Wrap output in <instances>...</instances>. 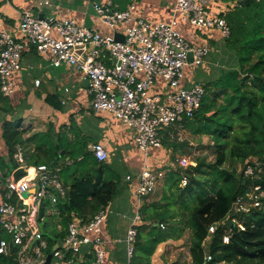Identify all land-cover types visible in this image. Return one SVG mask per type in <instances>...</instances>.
<instances>
[{
    "label": "built area",
    "instance_id": "built-area-1",
    "mask_svg": "<svg viewBox=\"0 0 264 264\" xmlns=\"http://www.w3.org/2000/svg\"><path fill=\"white\" fill-rule=\"evenodd\" d=\"M246 1L231 0L229 11ZM212 2L176 0L175 12L203 34L217 30L223 39L229 38L231 28L222 14H213ZM48 4L44 1L39 6ZM93 8L101 22L114 32L112 35H103L75 19H40L31 10L24 9L20 12L18 27L24 40H19L0 15V92L5 98L15 93L14 76L22 67L23 52L26 47H33L40 55L48 56L54 67L63 64L75 67L88 82L92 109L109 113L133 131L134 142L145 156V163L132 190L137 208L126 238L131 264L141 210L156 194L159 182L167 173L152 168L148 157L154 149L164 147V132L175 139V129L183 128V121L192 120L200 110L206 93L204 84L186 87L184 80L190 66L205 64L211 46L190 42L180 31L176 18L152 23L136 17L133 4L122 10L110 0L93 2ZM116 33H121L124 41H117ZM190 55L192 63L189 62ZM90 152L98 162L107 163L109 154L104 144H93ZM15 160L19 170L26 172L21 179H16L14 172L5 176L0 171V225L8 235V238L0 239V256L14 264H46L49 255H52L49 264H107L106 247L111 240L106 236L104 225L109 209H100L88 220L72 214L66 227L61 223L58 225L57 231L63 236L52 247L41 225L49 217L60 215L57 205L67 197L61 169L46 164L27 165L20 147L16 149ZM176 163L183 169L196 165L188 156L178 158ZM258 170L262 171V168ZM245 173L253 176L255 169L249 167ZM183 183L185 186L187 180ZM14 199L15 203L12 202ZM42 207H45V214L39 222ZM252 207H263L259 197L249 193L248 199L239 198L231 215L212 226L210 233L229 221L233 227L237 225L245 230L238 215L249 212ZM211 260L212 257L207 256V261Z\"/></svg>",
    "mask_w": 264,
    "mask_h": 264
},
{
    "label": "trees",
    "instance_id": "trees-1",
    "mask_svg": "<svg viewBox=\"0 0 264 264\" xmlns=\"http://www.w3.org/2000/svg\"><path fill=\"white\" fill-rule=\"evenodd\" d=\"M222 16L231 28L230 37L224 39L225 46L236 54L238 67L222 69L216 79L206 82L200 110L192 120L185 119L182 123L194 135L210 139L216 160L214 163L195 161L196 165L187 169L175 163L168 170L162 199L151 203L147 200L141 210L143 224L137 226L131 264H152L159 245L171 239L179 240L188 231L193 264H264V0H248ZM5 99L0 92V102ZM46 101L55 109L63 110L52 96ZM2 130L8 159L0 158V171L5 176L16 171V179H21L26 172L19 170L15 153L18 144L25 145L28 141L23 139L25 131L9 122L3 124ZM40 137L37 134L31 139ZM42 137L45 144L53 145L48 149L36 148L26 156L27 165L60 167L61 161H71L60 173L67 189L66 199L57 205L60 208L57 217L61 218L63 227L72 214L88 220L100 209L108 208L119 189V180L115 181L118 176L116 179L109 176L110 167L98 162L85 141L67 142L63 140L66 135L60 134L58 139L62 144L54 145L52 131ZM170 139L165 134V147L172 144L176 150L184 148V143H176L177 138ZM229 162L231 168L226 166ZM239 166L244 168L242 172ZM249 167L255 169V175H246ZM184 179L187 184L183 187ZM249 193L259 197L263 207H252L249 212L238 215L245 230L237 225L233 227L229 221L210 233L212 226L231 215L234 203L239 198L248 199ZM57 230L53 221L43 230L52 247L63 236ZM2 238L8 235L0 225ZM209 255L211 261H207ZM0 260L3 264H14L2 256Z\"/></svg>",
    "mask_w": 264,
    "mask_h": 264
},
{
    "label": "crops",
    "instance_id": "crops-1",
    "mask_svg": "<svg viewBox=\"0 0 264 264\" xmlns=\"http://www.w3.org/2000/svg\"><path fill=\"white\" fill-rule=\"evenodd\" d=\"M44 1H48L49 4L39 6V3ZM108 1L110 0H0V15L7 28L19 40H24L18 30L19 15L24 9L31 10L40 19H75L79 23L99 30L103 35H112L114 32L101 22L93 8V2L107 3ZM112 1L119 9L123 6L127 8L131 4L135 5V16L152 23L168 22L176 18L180 31L190 42L197 45L209 43L211 51L216 42L225 41L217 30L206 31L203 34L195 26L185 22L182 16L175 12L176 0ZM230 2L231 0H213L211 11L215 16L225 11L228 12ZM207 62L208 60L205 64ZM212 64L219 67V63ZM38 80L39 85L36 84ZM14 82L15 93L5 99L6 103L0 102V158L8 159V147L3 139L2 130L5 122L12 123L15 128L25 131L23 139L28 141L25 145L18 144L17 147L23 150L26 160V156L34 153L39 146L48 149L53 145L49 142L45 144L42 137L49 131L55 134L54 145L62 144L58 139L60 134L66 135L67 138L63 137V140L67 142L85 141L89 151L93 144H104L109 154L106 163L110 167L109 176L111 179H116L118 176L115 181L119 180V189L115 197L117 204L114 206L117 214L110 217L108 224L106 220L104 225L106 236L111 240L106 247L107 264H130L126 238L136 216L137 208L132 190L137 185V177L145 163V156L134 142L133 131L121 121L113 119L109 113L95 112L92 109V97L87 93L88 82L75 67L66 64L54 67L48 56L40 55L33 47H26L23 52L22 67L14 76ZM196 83L205 84L202 81H196L193 74L188 73L184 85L189 87ZM49 96L60 102L63 110L55 109L47 103L46 99ZM37 134H40V139H31ZM17 147L16 149L19 148ZM171 148L174 151L173 160L169 156ZM179 150H176L172 144L169 147L154 149L148 157V163L155 170L168 172L175 165L174 156ZM180 157L178 156L176 160ZM59 164L60 167L54 168L62 170L66 165H70L71 161L67 159ZM117 168L123 169L126 173L123 184L120 182L119 174L115 171ZM14 175L17 176L16 171ZM128 177H132V180H128ZM162 196L163 192L161 197L149 200V203L160 201ZM120 218L129 219V222H124ZM142 224L141 217L138 225ZM188 233L186 232L179 240L171 239L159 245L152 258V264H193L190 254L191 236L189 234L188 238ZM166 245L178 246V254L177 252L165 253Z\"/></svg>",
    "mask_w": 264,
    "mask_h": 264
},
{
    "label": "rangeland",
    "instance_id": "rangeland-1",
    "mask_svg": "<svg viewBox=\"0 0 264 264\" xmlns=\"http://www.w3.org/2000/svg\"><path fill=\"white\" fill-rule=\"evenodd\" d=\"M236 54L228 51V49L225 46V41H219L216 42L213 50L211 51L209 57H208V62L202 66L196 67V66H190L188 68V73L189 74H193V78L198 81V82H208L209 80H213L216 79L221 73H222V69H229V68H237V62H236ZM212 63H219V67L213 66ZM213 66V67H212ZM222 67V68H221ZM210 68L209 72H213V73H209L208 69ZM205 85V84H204ZM165 134H167L166 132H164L163 138L165 136ZM175 135L177 140L176 143H184V148H182L181 150L177 151V153L174 156V159H176L178 156H188V158L191 161H198L199 160H206L207 163H214L216 160V151L212 145V142L210 141V139L208 137L205 136H197L194 135L192 133V131L189 128H177L175 129ZM179 137L181 138V140H179ZM173 148L170 149L169 151V156L171 157V160H173V154L174 151ZM176 163V161L174 162ZM196 163V162H195ZM227 167L231 168V163L229 162L227 165ZM243 167L239 166V171L242 172L243 171ZM115 171L117 172V174H119L120 176V182L123 184V180L125 179V175L126 173L123 171V169H115ZM163 186H164V180L159 182L158 188H157V192L154 196H152L150 199H156L161 197L162 192H163ZM184 187V186H183ZM150 200V201H151ZM113 204L111 203L110 206L108 207L109 209V213H108V217H107V224L110 220L111 216H114V214H117L115 211V204L116 203V199L113 200ZM111 210H113L111 212ZM135 214V212H134ZM233 217V216H232ZM122 219V218H120ZM124 222H129V219H122ZM53 221L55 224L58 225L60 224L58 217H49V220L45 221L43 225H41L42 229L45 231L46 228L49 227V222ZM51 226V225H50ZM189 232V231H188ZM187 232V233H188ZM189 234L191 236V233L189 232L188 238H189ZM208 244V243H207ZM164 252L165 253H169V254H174L175 252H177L178 254V246H174L171 245L167 246L164 248ZM180 253V252H179Z\"/></svg>",
    "mask_w": 264,
    "mask_h": 264
},
{
    "label": "water",
    "instance_id": "water-1",
    "mask_svg": "<svg viewBox=\"0 0 264 264\" xmlns=\"http://www.w3.org/2000/svg\"><path fill=\"white\" fill-rule=\"evenodd\" d=\"M115 38L117 41H124V39H125V37L122 34H118V33L115 34ZM189 62L190 63L193 62L192 55L189 56ZM27 196H28V193L25 194V197H27ZM44 214H45V207H42L39 222H41ZM59 245H62L61 242L59 243ZM57 248H58V245L55 247V249H57ZM51 259H52V255H49L46 264H49L51 262ZM0 264H3V262L1 260H0Z\"/></svg>",
    "mask_w": 264,
    "mask_h": 264
}]
</instances>
